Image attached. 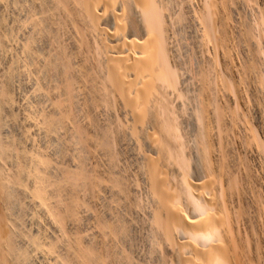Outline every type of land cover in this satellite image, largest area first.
Returning <instances> with one entry per match:
<instances>
[{
  "label": "rangeland",
  "instance_id": "374dc122",
  "mask_svg": "<svg viewBox=\"0 0 264 264\" xmlns=\"http://www.w3.org/2000/svg\"><path fill=\"white\" fill-rule=\"evenodd\" d=\"M77 1L78 0H0V37H3L5 40L4 48L6 47L4 51L0 50V79L2 80V76L6 74L5 76L7 77L8 74L12 72L10 79H12L11 89H13L12 93L15 104H13V106H15L14 108L12 106L10 109L8 108L5 110L6 113H3V119L6 121H4L5 128L3 130V135L4 140L7 142H14V145L17 146L16 152L15 150L12 152L13 154L15 153L14 155H16V157H13L14 155L11 153L12 155L10 154V156L13 158H10L9 156L10 159H7L8 162L2 160L5 163L2 161L1 163L4 166V169L6 168L8 171L16 169L17 164H15V162L18 160L17 153L22 152L23 158L20 160L25 164L24 166L27 172L30 173L28 174L29 178L26 176L27 180L25 179V183L27 184H25V186H27L26 188H28V192L21 191V193L17 190L16 203L19 204V206L16 204V208L11 209V207H9L6 201L7 198L4 195L5 193L0 190V218L2 217L3 222H5V224H2L1 222V225L7 226L9 224L7 222L8 219H6L7 217L9 219L14 218L10 219V223L15 221V226H12V223L11 225L9 224V228H17L16 232L18 234H15L16 228L13 230L15 234V244H18H16L18 249L22 248V252L23 250L25 252L27 249L29 252L28 256H30L29 261V259H26V253H28L26 251V262L23 263L25 260L22 261L21 259L22 264H164L165 259L168 258H164L163 254L165 255V253L162 254L161 252L164 247H167L166 249H168L169 245L158 232V236H161L159 239L161 240L162 238V242L157 240L158 237H156L157 234L155 232L157 228L155 223L153 219L148 220L152 218V201L149 187L146 186L148 184L144 181L145 177L143 175L144 163L142 160L146 148H144L145 146L143 145L140 146L141 148L136 145L135 139H133L135 136L132 137V131H129L132 129V120L129 111H127L124 106L123 96H119L122 94L116 91L117 89L115 87L112 86L111 88V83H109L108 80L107 71H109V67L113 62L112 58H110L111 62H108L109 56H113L114 62H117V58L122 55L120 53L122 48L112 41L110 31L114 27V21L116 19L120 21L121 14L130 0H120V3L116 8L119 12L114 14L111 12L110 14L113 23L112 21V24L104 22V25L101 24V29L96 27L99 30L96 28V30L92 29L95 26H90L91 23L89 18L83 13V7L81 8L78 3L79 1ZM217 2L218 5H216ZM253 2L255 1L162 0L161 8L162 11H164L163 15L165 16V23H168V25L167 23L165 24V36L166 42H168L166 44L170 51V64L178 73V84H176L174 89L171 88L172 90H168V93L172 105L174 106L173 108L176 117H178L180 124L179 129H183L180 131L183 133L182 135H185L182 136V138L185 137V139L183 138L182 140L184 143L187 142L185 144L186 151H188L187 153L188 155H191V157L197 156L196 150H198L197 148L200 143L198 141L202 138H199L198 136L201 135L200 132L202 133V129L205 130V128H207L206 126L209 124L207 128L209 131L206 130L205 133L207 135L210 132V137L213 136L211 140L207 139L210 141V144L213 142L210 151L212 163L216 161V163H213L212 165L213 171L215 169L220 170V172L219 170H215L216 172L214 171V176L219 179L218 185L225 183L219 186V190L217 189L218 185L216 188L217 190L215 189L217 195L216 204L219 205L220 203H223L222 201H225L229 206H227L229 209H227V211H229L228 214L226 208H224L226 207V205H224L226 204L225 202L222 204L224 205L223 207H219L224 218L223 220H225L227 224L229 223L228 225L226 224L227 229L228 227H231V229L227 230V234L230 238L232 237L231 239H233L234 234L236 237L238 234L239 236L241 235L240 237L238 236L240 240H238V237L236 240L241 243L240 246V243L238 242V245L240 246L238 252L241 248H243L242 251L244 252V255H242L241 252L239 253L240 257L243 259L247 258L244 263L253 264L251 261L259 259L256 261L254 260V264H264V257H262L264 253L262 252V255L260 254L261 251H264V155L262 154L264 151H261L264 147V123L262 124V121H259L261 120V114H264V41L261 35L262 30L260 29L262 26H260V23L258 24L260 19L257 22V19L259 18L257 17L259 14L257 11L260 6L263 8L264 0H258L256 4ZM258 2L261 5H259ZM212 5L213 7H211ZM216 6L217 8H215ZM213 8L214 13L210 15H215V17L213 16L215 20H213V17L212 19H209L211 17L208 13L206 14V12L210 13ZM116 10L113 12H116ZM219 12L221 14H219ZM233 13L235 15H233ZM223 18L224 20H222ZM205 19H207V21H205ZM117 20L116 22L118 23ZM202 22L205 23L203 24ZM243 25L245 26L243 27ZM205 27H208L211 30ZM108 28L111 29L107 30ZM216 28H219V31H217ZM125 30L126 32H123V37H127L128 41H131V43L127 42V38L125 39L126 43L132 46L137 40L132 38L134 36L130 27ZM219 33L221 34L219 35ZM127 34H129V36H126ZM167 39L169 40L167 41ZM258 39H260V41ZM142 42L143 41H141V43ZM144 43L146 45L148 41ZM114 44H116V46ZM96 52H98V55ZM148 58L152 59V57ZM53 70L55 72H53ZM8 71H10V73H8ZM125 77L129 78L128 75ZM5 79L6 78H3V80ZM104 81H107L105 82L107 85L104 84ZM107 86L108 88H106ZM149 89L152 91V88ZM140 98L141 100H144L146 97L143 98V96H138L131 98L132 101L135 99L133 104L137 108L141 107L138 108L140 112H145V115L141 113L143 114L144 119L146 118L145 116H147L146 119L150 120L151 118V122L154 121L153 119L156 117L152 114L153 110L151 109V112L147 111L152 106H146L149 103H146L148 101L145 99L146 102L142 100L146 103V105L144 104L145 107H143L142 101H137V99ZM135 101L137 103L140 102L138 104L139 106L137 103L135 104ZM62 103L63 105H61ZM115 104L117 106L116 108ZM199 104L201 106H206L204 108L202 106V108L207 112L205 113V116L208 117L207 119L205 117L206 120H203L204 122L198 123L199 125L203 124V126L200 127L196 125L199 127L197 128L194 126L195 123L193 122H195V119L197 120L196 117L200 111L199 107H201ZM197 109H199V111ZM126 111L128 113H125ZM48 116L55 121L56 125L54 124L52 128L47 124L49 119ZM128 121H131V123ZM130 137L132 138L130 139ZM207 137L210 138L208 135L206 138ZM221 145L223 146L221 147ZM142 148L144 149L142 150ZM212 150L214 152H212ZM212 153L214 154L212 155ZM26 155L27 157H25ZM47 160L50 161L48 162ZM192 163V186H194L193 189L198 198L203 194L201 193V188L204 185V181L202 180L203 175L196 158L192 159ZM9 166L11 167L8 168ZM194 168L196 170H194ZM178 171L179 169L177 170V167L175 171L174 168H171L169 174L170 176H174V174L176 175V186H178V184L180 186L182 178ZM81 176L83 177L81 178ZM201 180L203 182H201ZM137 182H139V184ZM30 183L31 185H29ZM121 183H124L123 186H120L122 185ZM35 185H38L39 187L41 185L43 187L41 188L44 189L43 191L45 192L47 199L45 201L46 205L44 204L43 206L45 209L47 208L46 210L42 205L41 208L40 204L36 203L35 200H33V197L30 196L29 188L32 186L31 189H33ZM199 187L201 188L199 189ZM181 189L179 190L180 192H182ZM202 190L204 189L202 188ZM221 190L224 193H222ZM129 193H131V195ZM221 193L226 197L224 198L221 196ZM182 195L183 193H181L182 198L180 200L184 199L182 201L184 204L183 207L187 210L186 202H184L185 198H183L184 195ZM218 195H220V197ZM219 199H221V202ZM73 200L74 202H71ZM221 204L219 206H221ZM69 206H73V215L75 216L76 214V216L74 217L72 215L74 218H71L72 216L68 217L66 219V222L68 221V223L62 228L57 225V220H55L53 215L55 214L56 209H58L57 211H60L63 207L64 210L61 209V212H63L66 211ZM200 207L202 208V206ZM215 207H217V205ZM51 213L52 215H50ZM228 215L231 216L232 220L230 221L232 223H230L229 218L228 221L226 220V216ZM77 216L78 218H76ZM3 217L6 218L3 219ZM69 218H71V222L68 220ZM50 220L51 222L54 220L55 226L59 227L55 228V226L52 225L54 223H50ZM104 221L107 222V224ZM152 224L153 226H151ZM66 226L67 228L65 230ZM57 229H59V231ZM235 229L237 230L235 231ZM233 231L236 233H233ZM231 233H233L232 236H230ZM241 233H245L244 236ZM247 233L251 234L248 236ZM34 237L39 240H35ZM249 237L253 241L251 240L249 242ZM246 238L249 240L247 241ZM40 239L41 243H39ZM46 240L47 242H45ZM241 241H243L244 246ZM77 242L78 244H76ZM163 243H165L164 245L166 246H162L161 244ZM250 243L253 248L249 249L248 245ZM84 244H86V246H84ZM159 244L161 246H159ZM77 246H84L83 249H86L81 250L82 248L80 247V249H78L79 247ZM74 248L77 249L75 251H80L75 252V254L73 253ZM166 249H164L165 251L163 252H166ZM186 249L189 251L188 247ZM254 250L259 256H256V253L252 252ZM0 254L2 255V251H0ZM88 254L92 255L90 256L91 258ZM251 254L255 257L252 258ZM74 255L76 256L74 257ZM83 255L84 257H82ZM87 255L88 259L90 258L91 260L86 258ZM93 255H96L95 259ZM17 258H14L13 260L16 262ZM3 260L4 262L6 260V264L11 262L8 258H4ZM257 261H259V263Z\"/></svg>",
  "mask_w": 264,
  "mask_h": 264
},
{
  "label": "bare ground",
  "instance_id": "6f19581e",
  "mask_svg": "<svg viewBox=\"0 0 264 264\" xmlns=\"http://www.w3.org/2000/svg\"><path fill=\"white\" fill-rule=\"evenodd\" d=\"M69 1V0H68ZM79 1V2H78ZM77 2L80 4L81 8L83 9V13H85V15L89 18V21L91 23V27H94L92 29H95L96 27H99V29H101V24L104 25L103 23L106 22L107 24L113 23V20H111L110 14L111 12L117 13L119 12L118 10H116L117 6L120 3V0H78ZM122 1V0H121ZM222 1V0H221ZM234 1V0H232ZM255 2L253 3H257L258 0H253ZM52 2V1H51ZM64 2V1H63ZM71 2V1H70ZM69 2V3H70ZM126 2V1H125ZM124 2V3H125ZM161 2L162 0H130L129 3L126 5L124 11L121 14L120 17V21H118V23L116 22V20L114 21V27L112 28V30L110 31V37L112 39V41L114 43H116L120 48H122L121 50V57H118V61L114 62L113 56L108 58V62L110 61V58H112L113 62L109 67V71L108 72V80L111 88L112 86L115 87L116 90L118 92H120L119 96H123V100H124V106L126 107V110L129 111V115H131V120H132V126H131V136H135V138L133 137V139H135L136 145H138L139 148H141L140 146H145L144 148H146L145 153H144V158H143V163H144V181H146V183L149 187V191H150V197H151V203H152V211H151V217L148 220L153 219L155 226H156V237H158L157 240L161 241L162 238H164L165 242L168 243L169 247L168 249H166L167 247H164L162 250L165 251L164 249H166V252H161L162 254L165 253V255L163 254V257H167L168 259H165L164 264H246L244 263L245 259H243L242 257H240V252L242 255H244V252L242 251L243 248H241L238 252V248H240L241 243L239 241H237V237L233 236V239H231L228 234H227V230L231 229V227H228L227 229V224L225 220H223V216H222V212H220L219 207H223L224 205H226V212L228 214L229 211H227L228 209V204L225 201H222L223 203L225 202L226 204L219 206L217 203V195L215 192V189L217 188L218 185V180L216 178V176H214V171L215 170H219V169H215L213 171V162L212 163V157L210 156V151H211V145L213 144V142L210 144V141L207 139L213 138L210 137V132L207 134L210 138H206V130L209 131L208 125L206 126L207 128H205V130L202 129V133L200 132V134L198 137H202L198 142L199 146H198V150H196L197 152V156L193 157L194 159L196 158L197 163L201 169V173L203 175L202 177V181L204 183V185L202 186V188L204 190H202L201 187H199V189L201 188V194L198 198L195 194V190L193 189L194 186H192V182L193 179L191 178V168H193L192 166V157L191 155H188V151H186V143L183 142V138L185 139V137L182 138L183 133H181L180 130L183 129H179L180 124L178 121V117H176V113L174 111V106L172 105V101L169 97V93L168 90H172L176 87V84H178V73L176 72L175 69H173V67L171 66L170 62H171V58L169 57V53L170 51L168 50L167 44L168 42H166V33H165V27H166V23L164 20V11H162L161 8ZM166 2V1H165ZM172 2V1H171ZM191 2V1H190ZM207 2V1H206ZM247 2V1H246ZM260 2V1H259ZM258 2V4H259ZM58 3V2H57ZM123 3V4H124ZM214 3V2H213ZM223 3V2H222ZM63 4V3H62ZM73 4V3H72ZM220 4V2H219ZM235 4V3H234ZM75 5V4H74ZM209 5V4H208ZM218 5V2L217 4ZM242 5V4H241ZM254 5V4H253ZM261 5V4H259ZM263 5V4H262ZM123 6V5H122ZM164 6V5H163ZM162 6V7H163ZM195 6V5H194ZM210 6V5H209ZM234 6V5H233ZM236 6V5H235ZM255 6V5H254ZM79 7V5H78ZM120 7V6H119ZM213 7V5L211 6ZM222 7V6H221ZM237 7V6H236ZM1 8V7H0ZM63 8V7H62ZM65 8V7H64ZM71 8V7H70ZM76 8V7H75ZM169 8V7H168ZM172 8V7H171ZM210 8V7H209ZM217 8V6L215 7ZM253 8V7H252ZM251 8V9H252ZM55 9V8H54ZM68 9V7H67ZM211 9V8H210ZM219 9V8H218ZM217 9V10H218ZM116 12H113L115 11ZM202 10V9H201ZM208 10V9H207ZM222 10V9H221ZM255 10V8H254ZM257 10V9H256ZM53 11V10H52ZM122 11V9H121ZM169 11V10H168ZM171 11V10H170ZM210 11V10H209ZM253 11V10H252ZM30 12V11H29ZM221 12V11H220ZM219 12V14H221ZM258 14L257 17H259L257 19L258 24L260 23V26H262L260 29L262 30V39L264 41V6L263 8L260 6V8L258 9ZM48 13V12H47ZM71 13V12H70ZM74 13V12H73ZM208 13V15L211 17L209 19H212L213 16H211L210 14L214 13V8L212 11L206 12V14ZM242 13V12H241ZM240 13V14H241ZM255 13V11H254ZM68 14V13H67ZM82 14V13H80ZM120 14V13H119ZM205 15V14H204ZM218 15V14H217ZM223 15V13H222ZM221 15V16H222ZM226 15V14H225ZM233 15H235L233 13ZM55 16V15H54ZM57 16V15H56ZM77 16V15H76ZM119 16V15H118ZM117 16V17H118ZM203 16V15H202ZM254 16V15H253ZM1 17V16H0ZM37 17V16H36ZM73 17V16H72ZM78 17V16H77ZM213 17V18H214ZM223 17V16H222ZM231 17V16H230ZM31 18V17H30ZM86 18V17H85ZM87 18V19H88ZM207 18V16H206ZM226 18V17H225ZM27 19V18H26ZM119 19V18H118ZM227 19V18H226ZM36 20V19H35ZM171 20V19H170ZM198 20V19H197ZM203 20V19H202ZM215 20V18L213 19ZM224 20V18L222 19ZM88 21V20H87ZM88 21V22H89ZM167 21V20H166ZM205 21H207V19H205ZM28 22V21H27ZM26 22V23H27ZM36 22V21H35ZM75 22V21H74ZM85 22V21H84ZM197 22V21H196ZM199 22V21H198ZM211 22V21H209ZM218 22V19H217ZM223 22V21H222ZM226 22V21H225ZM249 22V21H248ZM55 23V22H54ZM87 23V22H86ZM111 23V24H112ZM200 23V22H199ZM203 23V22H202ZM201 23V24H202ZM205 23V22H204ZM203 23V24H204ZM215 23V22H214ZM231 23V22H230ZM69 24V23H68ZM192 24V23H191ZM211 24V23H210ZM234 24V23H233ZM168 25V23H167ZM171 25V24H170ZM216 25V23H215ZM247 25V24H246ZM7 26V25H6ZM79 26V25H78ZM85 26V25H84ZM88 26V25H86ZM207 26V25H205ZM209 26V25H208ZM245 25H243L244 27ZM256 26V25H255ZM259 26V27H260ZM44 27V26H43ZM47 27V26H46ZM53 27V26H52ZM81 27V26H80ZM125 27V28H124ZM129 27L132 30V34L134 37H132L133 39H136V43H134L132 46H130V44L126 43V38L127 37H123V32H126V28L129 29ZM169 27V26H168ZM197 27V26H196ZM258 27V28H259ZM7 28V27H6ZM103 28V27H102ZM207 29H210L208 27H205ZM204 28V29H205ZM233 28V27H232ZM235 28V27H234ZM25 29V28H24ZM81 29V28H80ZM89 29V28H88ZM92 29L90 28V30L92 31ZM97 29V28H96ZM95 29V30H96ZM97 29V30H99ZM111 29V28H110ZM109 28L107 30H110ZM123 29V30H122ZM213 29V28H212ZM217 31H219V28H216ZM214 29V30H216ZM50 30V29H49ZM87 30V29H86ZM105 30V29H104ZM199 30V29H198ZM211 30V29H210ZM5 31V30H4ZM8 31V30H7ZM59 31V30H58ZM89 31V32H91ZM206 31V30H205ZM216 31V32H217ZM221 31V30H220ZM242 31V30H241ZM85 32V31H84ZM128 32V31H127ZM214 32V31H213ZM222 32V31H221ZM229 32V31H228ZM50 33V32H49ZM83 33V32H82ZM211 33V32H210ZM218 33V32H217ZM261 33V32H260ZM131 34V33H130ZM212 34V33H211ZM221 33H219L220 35ZM223 34V33H222ZM1 35V34H0ZM13 35V34H12ZM69 35V34H68ZM71 35V34H70ZM76 35V34H75ZM83 35V34H82ZM100 35V34H99ZM203 35V34H202ZM225 35V34H224ZM5 36V35H4ZM53 36V35H51ZM56 36V35H55ZM126 36H129V34H127ZM168 36V35H167ZM247 36V35H246ZM13 37V36H12ZM95 37V36H94ZM130 37V38H131ZM224 37V36H222ZM248 37V36H247ZM81 38V37H80ZM97 38V37H96ZM101 38V37H100ZM99 38V39H100ZM213 38V36H212ZM219 38V37H218ZM31 39V37H30ZM106 39V36H105ZM242 39V38H241ZM244 39V38H243ZM248 39V38H247ZM257 39V38H256ZM92 40V39H91ZM101 40V39H100ZM132 40V39H131ZM169 39H167L168 41ZM224 40V39H223ZM239 40V39H238ZM260 41V39H258ZM34 41V40H33ZM56 41V40H55ZM99 41V40H98ZM107 41L109 42V40L107 39ZM125 41V43H124ZM141 41H143L141 43ZM148 41V43H145ZM204 41V40H203ZM208 41V39H207ZM216 41V40H215ZM9 42V41H8ZM27 42V41H26ZM75 42V41H73ZM105 42V41H104ZM111 42V41H110ZM127 42L128 38H127ZM247 42V41H246ZM256 42V41H255ZM31 43V42H30ZM40 43V42H39ZM53 43V42H52ZM97 43V42H95ZM101 43V42H99ZM107 43V42H106ZM208 43V42H207ZM237 43V42H236ZM240 43V42H239ZM36 44V43H35ZM71 44V43H70ZM82 44V43H81ZM108 44V43H107ZM116 44H114L116 46ZM148 44V45H147ZM175 44V43H174ZM253 44V43H252ZM263 44V42H262ZM86 45V44H85ZM104 45V44H103ZM219 45V44H218ZM247 45V44H246ZM245 45V46H246ZM256 45V44H254ZM5 46V40L3 39V37H0V50H3L6 48H4ZM19 46V45H18ZM114 46V47H115ZM214 46V45H213ZM261 46V45H260ZM29 47V45H28ZM93 47V46H92ZM118 47V48H119ZM206 47V46H205ZM242 47V45H241ZM257 47V46H256ZM259 47V46H258ZM45 48V47H44ZM50 48V47H49ZM103 48V47H102ZM170 48V47H169ZM173 48V47H172ZM219 48V47H218ZM56 49V48H55ZM94 49V48H93ZM99 49V48H98ZM244 49V48H243ZM251 49V48H250ZM254 49V48H253ZM8 50V49H7ZM35 50V49H34ZM90 50V49H89ZM102 50V49H101ZM208 50V49H207ZM248 50V49H247ZM257 50V49H256ZM264 50V49H263ZM1 51V52H3ZM33 51V50H32ZM58 51V50H57ZM85 51V50H84ZM95 51V50H94ZM98 51V50H96ZM108 51V50H106ZM120 51V50H119ZM230 51V50H229ZM255 51V50H254ZM45 52V51H44ZM111 52V51H110ZM109 52V53H110ZM52 53V52H50ZM58 53V52H57ZM89 53V52H88ZM98 52H96L97 54ZM101 53V52H100ZM108 53V54H109ZM233 53V52H232ZM249 53V52H248ZM261 53V52H260ZM6 54V52H5ZM94 54V53H93ZM215 54V53H214ZM218 54V53H217ZM242 54V52H241ZM98 55V54H97ZM96 55V56H97ZM106 55V54H105ZM120 55V54H119ZM175 55V54H174ZM212 55V54H211ZM250 55V54H249ZM261 55V54H260ZM52 56V55H51ZM68 56V55H67ZM172 56V55H171ZM226 56V55H224ZM4 57V56H3ZM91 57V56H90ZM95 57V56H94ZM148 57H152V59L148 58ZM239 57V56H238ZM257 57V56H256ZM263 57V56H262ZM52 58V57H51ZM66 58V57H65ZM82 58V57H81ZM100 58V57H99ZM170 58V59H169ZM233 58V57H231ZM241 58V57H240ZM264 58V57H263ZM218 59V58H217ZM237 59V58H236ZM73 60V59H72ZM227 60V59H226ZM225 60V61H226ZM13 61V60H12ZM102 61V60H101ZM229 61V60H228ZM261 61V60H260ZM31 62V61H30ZM49 62V61H48ZM17 63V62H16ZM100 63V62H99ZM103 63V62H102ZM6 64V63H5ZM54 64V63H53ZM212 64V63H211ZM215 64V63H214ZM1 65V64H0ZM108 65V64H107ZM249 65V64H248ZM255 65V64H254ZM15 66V65H14ZM55 66V65H54ZM233 66V65H232ZM236 66V65H235ZM253 66V65H252ZM35 67V66H34ZM67 67V66H66ZM108 67V66H107ZM52 68V67H51ZM218 68V67H217ZM234 68V67H233ZM250 68H251V64H250ZM25 69V68H24ZM67 69V68H66ZM75 69V68H74ZM239 69V68H238ZM212 70V69H211ZM261 70V69H260ZM57 71V70H56ZM202 71V70H201ZM247 71V70H246ZM1 72V71H0ZM17 72V71H16ZM50 72V71H49ZM53 72H55L53 70ZM94 72V71H93ZM240 72V71H239ZM242 72V71H241ZM251 72V71H250ZM255 72V71H254ZM8 73H10V71H8ZM70 73V72H69ZM68 73V74H69ZM75 73V72H73ZM252 73V72H251ZM4 74V73H2ZM11 74H8V76L6 77L5 75L2 76L3 78H6L5 80L0 79V190H2L1 192L5 193L4 195L6 196V201L9 205V207L12 208H16L17 206H19V204L16 203L17 201V190H19L20 192H28V188H26L27 186H25V179L26 176L28 177L30 173L27 172V170L25 169V164H23L22 159L23 158V154L22 152H18L17 153V163L15 162V164H17L16 169H11V171H8L6 168L4 169L3 164L1 163L2 160H6L8 162V160L12 157L10 156V154L15 150L16 152V147L14 144V142H7L6 140H4V119H3V113H6L5 110H7L8 108L10 109V107L13 106L14 104V97H13V93L11 89ZM67 74V75H68ZM88 74V73H87ZM216 74V73H215ZM25 75V74H24ZM105 75V74H104ZM129 76V78H126L125 76ZM203 75V74H202ZM243 75V74H242ZM1 76V75H0ZM14 76V75H13ZM89 76V75H87ZM193 76V75H191ZM210 76V75H209ZM232 76V74H231ZM257 76V75H256ZM263 76V75H262ZM260 76V77H262ZM186 77V76H185ZM213 77V76H212ZM218 77V76H217ZM246 77V76H245ZM255 77V76H254ZM202 78V77H201ZM210 78V77H209ZM220 78V77H219ZM222 78V77H221ZM248 78V77H247ZM43 79V78H42ZM98 79V78H97ZM100 79V78H99ZM183 79V78H182ZM262 80V79H261ZM63 81V80H62ZM103 81V80H102ZM128 81V82H127ZM217 81V80H216ZM263 81V80H262ZM57 82V81H56ZM104 81V84H106ZM219 82V81H218ZM226 82V81H225ZM13 83V82H12ZM41 83V82H40ZM69 83V82H67ZM201 83V82H199ZM233 83V82H232ZM75 84V83H74ZM217 84V83H216ZM224 84V83H223ZM222 84V85H223ZM229 84V83H228ZM246 84V82H245ZM99 85V84H97ZM102 85V84H101ZM107 85V84H106ZM152 85V86H151ZM180 85V84H179ZM238 86V85H237ZM248 86V85H247ZM262 86V85H261ZM70 87V86H69ZM230 87V86H229ZM228 87V89H229ZM236 87V86H235ZM242 87V86H241ZM240 87V88H241ZM249 87V86H248ZM58 88V87H57ZM108 88V86L106 87ZM152 88V91L151 89ZM172 88V89H171ZM221 88V87H220ZM234 88V87H233ZM245 88V87H244ZM258 88V87H257ZM49 89V88H48ZM110 89V88H109ZM180 89V88H179ZM206 89V88H205ZM224 89V88H223ZM237 89V88H236ZM47 90V88H46ZM57 90V89H56ZM183 90V89H182ZM204 90V89H203ZM213 90V89H212ZM49 91V90H48ZM52 91V90H51ZM101 91V90H100ZM178 91V90H177ZM221 91V90H220ZM229 91V90H228ZM250 91V90H249ZM179 92V91H178ZM213 92V91H212ZM211 92V93H212ZM16 93V92H15ZM50 93V92H49ZM190 93V92H189ZM203 93V92H202ZM247 93V92H246ZM260 93V92H259ZM51 94V93H50ZM176 94V93H175ZM207 94V93H206ZM261 94V93H260ZM132 95V96H131ZM44 96V95H43ZM101 96V95H100ZM138 96H143V98L145 99L143 101H145L146 103H149L148 105H146V103H144L141 98L137 99L141 100L143 103V107L144 104L146 106H152L150 109H148V112H151V109L153 110V113L155 115L156 118H152L154 121L153 124L151 122V118L146 119L147 116H145L146 118H143V114L145 115V112H140V110L138 108L141 107H136L133 104V100L131 98H135ZM181 96V95H180ZM185 96V95H184ZM177 97V96H176ZM248 97V96H247ZM250 97V96H249ZM50 98V97H49ZM55 98V97H54ZM121 98V99H122ZM226 98V97H225ZM112 100V99H111ZM233 100V99H232ZM18 101V100H17ZM62 101V100H61ZM49 103V102H48ZM72 103V102H71ZM137 102L135 101V104ZM140 102L137 103V105ZM141 103V105H142ZM17 104V103H16ZM58 104V102H57ZM65 104V102H64ZM114 104V103H113ZM175 104V103H174ZM238 104V103H237ZM15 105V104H14ZM49 105V104H48ZM63 105V103L61 104ZM200 105V104H199ZM53 106V105H52ZM55 106V104H54ZM53 106V107H54ZM66 106V105H65ZM113 106V105H112ZM139 106V105H138ZM176 106V105H175ZM201 106V105H200ZM203 106V105H202ZM199 107V109H197L196 111L198 112L197 115V120L195 119V127L199 128L198 126L202 127L203 124H198L201 122H204L203 120H206L207 117L205 116V110L203 109L206 106H203V108ZM15 106H13L14 108ZM57 107V106H56ZM60 107V106H59ZM73 107V106H72ZM116 104H115V108H116ZM212 107V106H211ZM230 107V106H229ZM113 108V107H112ZM213 108V107H212ZM221 108V107H220ZM235 108V107H233ZM232 108V109H233ZM12 109V108H11ZM46 109V108H45ZM63 109V108H62ZM61 109V110H62ZM66 109V108H65ZM263 109V108H262ZM116 110V109H115ZM121 110V109H120ZM5 111V112H4ZM47 111V110H45ZM125 113H128V112ZM145 111V110H144ZM146 111V112H147ZM180 111V110H179ZM208 111V110H206ZM222 111V110H221ZM251 111V110H250ZM262 111V110H261ZM124 112V111H123ZM147 112V113H148ZM196 112V114H197ZM78 113V112H77ZM143 113V114H141ZM209 113V112H208ZM9 114V113H8ZM119 114V113H118ZM151 114V115H152ZM183 114V113H182ZM233 114V112H232ZM242 114V113H241ZM245 114V113H244ZM149 115V114H148ZM150 115V116H151ZM208 115V114H207ZM220 115V114H219ZM53 116V115H52ZM127 116V115H126ZM149 116V117H150ZM255 116V115H254ZM37 117V116H36ZM45 117V116H44ZM69 117V116H68ZM118 117V116H117ZM152 117V116H151ZM180 117V116H179ZM206 117V119H205ZM220 117V116H219ZM49 118V116H48ZM129 118V117H128ZM216 118V117H215ZM243 118V117H242ZM248 118V117H247ZM33 119V118H32ZM55 119V118H54ZM71 119V118H70ZM190 119V118H189ZM245 119V118H244ZM38 120V119H37ZM36 120V121H37ZM68 120V119H65ZM183 120V119H182ZM187 120V119H186ZM123 121V120H122ZM234 121V120H233ZM237 121V120H236ZM262 124L264 123V114H261V120ZM6 122V121H5ZM64 122V121H63ZM66 122V121H65ZM131 123V121H128ZM68 123V122H67ZM207 123V122H206ZM204 123V124H206ZM8 124V123H7ZM26 124V123H25ZM49 127L52 128L55 124V121L52 118L48 119V123ZM69 124V123H68ZM67 124V125H68ZM116 124V123H115ZM18 125V124H17ZM45 125V124H44ZM56 125V124H55ZM76 125V124H75ZM128 125V126H129ZM182 125V124H181ZM198 125V126H196ZM236 125V124H235ZM264 125V124H263ZM41 126V125H40ZM80 126V125H79ZM237 126V125H236ZM253 126V125H252ZM43 127V126H42ZM235 127V126H234ZM247 127V126H246ZM264 127V126H263ZM7 128V127H6ZM17 128V127H16ZM37 128V127H36ZM83 128V127H82ZM117 128V127H116ZM119 128V127H118ZM127 128V127H126ZM195 128V129H197ZM218 128V127H217ZM239 128V126H238ZM48 129V128H47ZM76 129V128H74ZM124 129V128H123ZM201 129V128H200ZM58 130V129H57ZM56 130V131H57ZM60 130V129H59ZM72 130V129H71ZM199 130V129H198ZM43 131V130H42ZM62 131V130H61ZM123 131V130H121ZM128 131V130H127ZM207 131V132H208ZM212 131V130H211ZM255 131V130H254ZM263 131V130H262ZM68 132V131H66ZM88 132V131H87ZM120 132V131H119ZM198 132V131H197ZM222 132V130H221ZM241 132V131H240ZM247 133V132H246ZM255 133V132H254ZM62 134V133H60ZM69 134V133H68ZM89 134V133H88ZM214 134V133H213ZM237 134V133H236ZM57 135V134H56ZM90 135V134H89ZM245 135V134H244ZM220 136V135H219ZM252 136V135H251ZM63 137V136H62ZM78 137V136H77ZM82 137V135H81ZM130 137V139L132 138ZM258 137V136H257ZM256 137V138H257ZM6 139V138H5ZM53 139V138H52ZM85 139V137H84ZM83 139V140H84ZM91 139V138H90ZM21 140V139H20ZM82 140V141H83ZM258 140V139H257ZM262 140V138H261ZM12 141V140H10ZM108 141V140H107ZM196 141V140H195ZM213 141V139H212ZM233 141V140H232ZM242 141V140H241ZM264 141V140H263ZM90 142V141H89ZM104 142V141H103ZM197 142V141H196ZM197 142V143H198ZM231 142V141H230ZM251 142V141H250ZM19 143V142H18ZM264 143V142H263ZM132 144V143H131ZM232 144V143H231ZM262 144V142H261ZM215 145V144H214ZM259 145V144H258ZM264 145V144H263ZM223 145H221L222 147ZM142 148V150L144 149ZM196 148V147H195ZM214 148V147H212ZM260 148V147H259ZM262 148V146H261ZM264 148V147H263ZM262 148V152L264 151ZM138 149V148H137ZM219 149V147H218ZM140 150V149H139ZM214 150V149H213ZM212 150V152H214ZM252 150V149H251ZM21 151V150H20ZM143 151V152H144ZM258 151V150H257ZM260 151V150H259ZM134 152V151H133ZM13 154V153H12ZM11 154V155H12ZM15 154V153H14ZM13 154V155H14ZM191 154V152H190ZM214 153H212L213 155ZM257 154V153H256ZM264 155V152L262 153ZM42 155V154H41ZM194 155V154H192ZM10 156V158H9ZM40 156V155H39ZM222 156V155H221ZM13 157H16V155H14ZM12 157V158H13ZM27 157V155L25 156ZM24 157V158H25ZM46 157V156H45ZM216 157V156H215ZM260 157V156H259ZM262 157V156H261ZM9 158V159H8ZM140 158V157H139ZM214 158V157H213ZM219 158V157H218ZM8 159V160H7ZM49 159V158H48ZM16 160V159H15ZM28 160V159H27ZM218 160V159H217ZM2 161V162H4ZM14 161V160H13ZM48 161V160H47ZM50 161V160H49ZM48 161V162H49ZM35 162V161H34ZM53 162V161H52ZM5 163V162H4ZM14 163V162H13ZM37 163V162H36ZM43 163V162H42ZM51 163V162H50ZM140 163V162H138ZM220 163V162H219ZM228 163V162H227ZM9 164V163H8ZM196 164V163H195ZM218 164V163H217ZM216 164V165H217ZM5 165V164H4ZM43 165V164H42ZM219 165V164H218ZM243 165V164H242ZM13 166V165H12ZM30 166V165H29ZM223 166V165H222ZM11 166H9L8 168H10ZM43 167V166H42ZM86 167V166H85ZM141 167V166H140ZM177 167V170L179 169L178 172H180L181 175V183L180 186L178 184V186H176L177 181L175 182V174L174 176H170V169L174 168V171ZM28 168V167H27ZM217 168V167H216ZM220 168V167H219ZM245 168V167H244ZM263 168V167H262ZM61 169V168H60ZM141 169V168H140ZM199 169V170H200ZM6 170V171H5ZM194 170H196L194 168ZM8 171V172H7ZM61 171V170H60ZM63 171V170H62ZM75 171V170H74ZM42 172V171H41ZM172 172V171H171ZM216 172V171H215ZM220 172V170H219ZM223 172V171H222ZM227 172V171H226ZM193 173V172H192ZM37 174V173H36ZM59 174V173H58ZM90 174V173H89ZM217 174V173H216ZM42 175V174H41ZM71 175V174H69ZM98 175V174H97ZM46 176V175H45ZM51 176V175H50ZM49 176V177H50ZM72 176V175H71ZM224 176V175H223ZM230 176V175H229ZM33 177V175H32ZM68 177V176H67ZM83 176H81L82 178ZM29 178V177H28ZM62 178V177H61ZM60 178V179H61ZM72 178V177H71ZM77 178V177H76ZM89 178V177H88ZM178 178V177H177ZM227 178V177H226ZM230 178V177H229ZM233 178V177H232ZM47 179V178H46ZM45 179V180H46ZM51 179V178H50ZM53 179V178H52ZM87 179V178H86ZM93 179V178H92ZM102 179V178H101ZM143 179V178H142ZM179 179V178H178ZM225 179V178H224ZM235 179V178H234ZM27 180V179H26ZM116 180V179H115ZM236 180V179H235ZM75 181V180H74ZM253 181V180H252ZM47 182V181H46ZM51 182V181H50ZM116 182V181H115ZM123 182V181H122ZM129 182V181H128ZM127 182V183H128ZM180 182V181H178ZM229 182V181H227ZM238 182V180H237ZM28 183V182H27ZM34 183V181H33ZM81 183V182H80ZM98 183V182H96ZM139 184V182H137ZM176 183V184H175ZM197 183V182H196ZM200 183V181H199ZM221 183V180H220ZM118 184V183H117ZM122 184V183H121ZM124 184V183H123ZM120 185V186H123ZM202 184V183H201ZM225 183L219 184L218 185V190L220 189L219 186L223 185ZM27 185V184H26ZM31 185V183L29 184ZM34 185V184H32ZM96 185V184H95ZM100 185V184H99ZM135 185V184H134ZM145 185V184H144ZM182 185V187H181ZM46 186V185H45ZM49 186V185H48ZM66 186V185H65ZM139 186V185H138ZM141 186V185H140ZM262 186V185H261ZM42 186L40 185V187L38 185H35L33 189L32 186L31 188H29L30 190V196L33 197V200H35L36 203L40 204V206L45 204L46 201V195L45 192L43 191L44 189L41 188ZM61 187V186H60ZM69 187V186H68ZM67 187V188H68ZM72 187V186H71ZM80 187V186H79ZM92 187V185H91ZM106 187V186H105ZM131 187V186H130ZM129 187V188H130ZM135 187V186H134ZM182 190V192H180L179 188ZM81 188V187H80ZM117 188V187H116ZM127 188V187H126ZM125 188V189H126ZM128 188V189H129ZM232 188V187H231ZM237 188V187H236ZM55 189V188H54ZM179 189V190H178ZM198 189V191H199ZM216 189V190H217ZM235 189V188H234ZM233 189V190H234ZM121 190V189H120ZM123 190V189H122ZM77 191V190H76ZM127 191V190H126ZM197 191V192H198ZM204 191V192H203ZM222 191V190H221ZM230 191V190H229ZM263 191V190H262ZM0 192V193H1ZM21 192V193H22ZM122 192V191H121ZM120 192V193H121ZM129 192V191H128ZM181 193H183L186 202V207L187 210H185V208L183 207L184 204L182 203V200H180L181 197ZM199 193V192H198ZM222 193H224L222 191ZM222 193L220 194L221 196ZM231 193V192H230ZM126 194V193H124ZM123 194V195H124ZM131 195V193H129ZM19 195V194H18ZM21 195V194H20ZM182 195V196H183ZM220 195H218L220 197ZM225 195V194H224ZM4 196V197H5ZM25 196V195H24ZM62 196V195H61ZM138 196V195H137ZM249 196V195H248ZM3 197V199H4ZM224 197V196H223ZM226 197V196H225ZM224 197V198H225ZM144 198V197H143ZM231 198V196H230ZM239 198V196H238ZM2 199V200H3ZM222 199V198H221ZM219 199V201L221 200ZM227 199V198H226ZM31 200V199H30ZM149 200V199H148ZM223 200V199H222ZM236 200V199H235ZM234 200V201H235ZM23 201V200H22ZM53 201V200H52ZM58 201V200H57ZM76 201V200H75ZM231 201V200H230ZM233 201V203H234ZM238 201V200H237ZM20 202V201H19ZM18 202V203H19ZM70 202V201H69ZM71 202H74L71 201ZM147 202V201H146ZM221 202V201H220ZM240 202V201H239ZM80 203V202H79ZM232 203V204H233ZM6 204V203H5ZM17 204V206H16ZM49 204V203H48ZM76 204V203H75ZM143 204V203H142ZM183 204V205H182ZM202 204V205H201ZM230 204V203H229ZM21 205V203H20ZM46 205V204H45ZM62 205V204H61ZM77 205V204H76ZM145 205V204H144ZM150 205V204H149ZM217 205V207H215ZM41 206V208H42ZM48 206V205H47ZM63 206V205H62ZM65 206V204H64ZM202 206V208L200 207ZM228 206V207H227ZM72 207V208H71ZM69 206L68 209L66 211L61 212V209H63V207L60 209V211H57L58 209H56L54 212L55 214L53 215V217H55V220H57L56 223L57 225H59L60 227L64 228V226L66 225V223H68V221L66 222V219L68 217H71L73 215V206ZM236 207V206H235ZM4 208V207H3ZM44 208V206H43ZM49 208V206H48ZM238 208V207H237ZM7 209V208H6ZM10 209V208H9ZM10 209V210H11ZM27 209V208H26ZM45 209V208H44ZM47 209V208H46ZM45 209V210H46ZM50 209V208H49ZM48 209V210H49ZM150 209V206H149ZM222 209V208H221ZM64 210V209H63ZM83 210V209H81ZM223 210V209H222ZM225 210V209H224ZM229 210V209H228ZM237 210V209H236ZM44 211V210H43ZM53 211V209H52ZM10 212V211H9ZM45 212V211H44ZM50 212V211H48ZM78 212V211H77ZM76 212V213H77ZM244 212V211H243ZM12 213V212H11ZM9 213V214H11ZM14 213V212H13ZM53 213V212H52ZM52 213L50 215H52ZM239 213V212H238ZM49 214V213H48ZM224 214V213H223ZM226 214V215H227ZM12 215V214H11ZM15 215V214H14ZM17 215V214H16ZM19 215V214H18ZM47 215V214H45ZM145 215V213H144ZM231 215V214H230ZM228 215L226 216V220L229 221L232 220L231 216ZM241 215V214H240ZM257 215V214H256ZM49 216V215H48ZM74 216V215H73ZM71 218H74V217ZM147 217V216H146ZM150 217V216H149ZM225 217V216H224ZM250 217V216H249ZM6 218V217H5ZM3 217V219H5ZM51 218V217H50ZM71 218H69L68 220L71 222ZM78 218V216L76 217ZM238 218V217H237ZM240 218V217H239ZM245 218V217H244ZM0 251H2V255L0 254V264H6V260L4 262V258H8L10 259L11 264H22V261L25 260V253L27 251V249L23 250L22 252V248L18 249L17 245L15 244V234H18L17 228L15 230V228L13 229V227H11L12 229L9 228V224L12 226L14 225V222L10 223V219H14V218H6L8 219V227L6 225H1L5 224V222H3L2 217L0 218ZM236 219V218H235ZM242 219V218H241ZM52 220V219H51ZM50 223H54L52 224L53 226H55V221ZM79 220V219H78ZM6 221V220H5ZM13 221V220H12ZM17 221V220H16ZM21 221V220H20ZM225 221V222H224ZM6 222V224H7ZM22 222V221H21ZM74 222V221H73ZM105 222V221H104ZM242 222V221H241ZM27 223V222H25ZM107 224V222H105ZM230 223H232L230 221ZM233 223H234V217H233ZM239 223V222H238ZM17 224V223H15ZM24 224V223H23ZM77 224V223H76ZM102 224V223H101ZM117 224V223H116ZM121 224V223H120ZM128 224V223H127ZM227 224V225H226ZM69 225V224H68ZM232 225V224H230ZM235 225V224H233ZM6 226V227H4ZM19 226V225H18ZM59 226H55V228H58ZM153 226V224L151 225ZM240 226V225H239ZM70 227V226H69ZM113 227V226H112ZM115 227V226H114ZM238 227V226H237ZM236 227V228H237ZM246 227V226H245ZM20 228V227H19ZM67 226L65 227L66 230ZM108 228V227H107ZM132 228V227H131ZM70 229V228H69ZM104 229V228H102ZM109 229V228H108ZM117 229V228H115ZM127 229V228H126ZM155 229V228H154ZM234 229V228H233ZM15 230V234L14 231ZM19 230V229H18ZM21 230V229H20ZM59 231V229H57ZM152 230V229H151ZM237 229H235L236 231ZM246 230V229H244ZM243 230V231H244ZM252 230V229H251ZM54 231V229H53ZM57 231V232H58ZM64 231V230H63ZM79 231V230H78ZM102 231V230H101ZM106 231V230H105ZM125 231V230H124ZM70 232V231H69ZM162 236L161 240L159 239ZM240 232V231H239ZM252 232V231H251ZM255 232V231H254ZM253 232V233H254ZM33 233V232H32ZM66 233V232H65ZM107 233V232H106ZM118 233V232H117ZM120 233V232H119ZM233 233H236L233 231ZM233 233L230 234V236L233 235ZM238 233V232H237ZM252 233V234H253ZM151 234V233H150ZM243 234V233H241ZM245 234V233H244ZM243 234V236H244ZM251 234V233H250ZM250 234L247 233V235L249 236ZM24 235V234H23ZM62 235V233H61ZM64 235V234H63ZM112 235V234H111ZM116 235V234H115ZM128 235V234H127ZM237 235V234H236ZM246 235V236H247ZM17 236V235H16ZM27 236V235H25ZM70 236V235H69ZM75 236V235H74ZM83 236V235H82ZM241 236V235H240ZM239 236V237H240ZM247 236V237H248ZM252 236V235H251ZM256 236V235H255ZM260 236V235H259ZM22 237V236H21ZM31 237V236H30ZM38 237V236H37ZM77 237V236H75ZM79 237V236H78ZM155 237V238H156ZM238 237V240H240ZM253 237V236H252ZM26 238V237H25ZM24 238V239H25ZM35 240L36 237H34ZM115 238V237H114ZM235 238V239H234ZM254 238V237H253ZM257 238V237H256ZM264 238V237H263ZM82 239V238H81ZM242 239V238H241ZM247 239V238H246ZM250 239V240H249ZM249 239H247V241L249 240V242L252 240L250 237ZM22 240V239H21ZM39 240V239H38ZM37 240V241H38ZM80 240V239H79ZM244 240V239H243ZM34 241V240H33ZM73 241V240H72ZM83 241V239H82ZM155 241V240H154ZM158 241V242H159ZM253 241V240H252ZM262 241V240H261ZM264 241V239H263ZM32 242V241H31ZM44 242V241H43ZM47 242V240L45 241ZM55 242V241H54ZM57 242V241H56ZM75 242V241H73ZM80 242V241H79ZM162 242V241H161ZM238 242L240 243V246L238 245ZM242 245L244 244L243 241ZM33 243V242H32ZM39 243H41V239L39 241ZM53 243V242H52ZM72 243V242H71ZM82 243V242H80ZM157 243V242H156ZM248 243V242H245ZM252 243V242H251ZM249 244V249L253 248L252 244ZM258 243V242H257ZM260 243V242H259ZM51 244V242H50ZM67 244V242H66ZM70 244V243H69ZM78 244V242L76 243ZM165 243L161 244L162 246ZM264 244V243H263ZM41 245V244H40ZM49 245V244H48ZM56 245V244H54ZM82 245V244H80ZM89 245V244H88ZM154 245V244H153ZM159 244V246H161ZM251 245V246H250ZM257 245V244H256ZM39 246V245H38ZM36 246V247H38ZM58 246V245H56ZM69 246V245H68ZM84 246H86V244H84ZM83 246V247H84ZM158 246V247H159ZM166 246V245H164ZM244 246V245H243ZM262 246V244H261ZM32 247V246H31ZM40 247V246H39ZM43 247V246H42ZM79 247L78 249H80L81 246H77ZM76 247V248H77ZM83 247H81V250H85L83 249ZM189 248V251L186 248ZM247 247V246H246ZM264 247V246H263ZM54 248V247H53ZM91 248V247H90ZM89 248V249H90ZM160 248V247H159ZM259 248V247H258ZM30 249V247H29ZM56 249V248H55ZM60 249V248H59ZM67 249V247H66ZM93 249V248H91ZM95 249V248H94ZM186 249V250H185ZM248 249V252H249ZM264 249V248H263ZM262 249V250H263ZM42 250V249H41ZM58 250V249H57ZM69 250V249H68ZM71 250V249H70ZM73 250V249H72ZM77 249L74 248V252H79L75 251ZM247 250V249H246ZM245 250V251H246ZM45 251V250H44ZM50 251V250H49ZM48 251V252H49ZM98 251V250H97ZM257 251V250H256ZM28 252V251H27ZM32 252V251H30ZM42 252V251H41ZM47 252V253H48ZM87 252V251H86ZM243 252V253H242ZM252 252H255L252 251ZM264 253V251H261V253ZM46 253V254H47ZM56 253V252H55ZM97 253V252H96ZM256 256L257 252H255ZM259 253V252H258ZM53 254V253H52ZM66 254V253H65ZM76 254V253H75ZM95 254V253H93ZM127 254V253H126ZM159 254V252H158ZM27 258L30 261V256L29 252L26 253ZM49 255V254H48ZM57 255V254H56ZM55 255V256H56ZM89 257L92 256L90 254H88ZM88 255H87V259H88ZM97 255V254H96ZM95 255V256H96ZM167 255V256H166ZM262 255V254H261ZM32 256V255H31ZM54 256V255H53ZM76 255H74L75 257ZM78 256V255H77ZM80 256V255H79ZM94 256V255H93ZM94 256V259L96 258ZM128 256V254H127ZM130 256V255H129ZM18 257V258H17ZM84 257V255L82 256ZM162 257V255H161ZM251 257H255L253 256V254H251ZM250 257V258H251ZM262 257H264V255H262ZM17 258V261L15 262V260L13 259ZM79 258V257H78ZM91 258V257H90ZM89 258V259H90ZM100 258V257H99ZM163 258V259H164ZM76 259V258H75ZM86 259V260H87ZM88 259V260H89ZM129 259V258H128ZM261 259V258H260ZM263 259V258H262ZM20 260V261H19ZM33 260V259H32ZM58 260V259H57ZM68 260V258H67ZM81 260V259H80ZM79 260V261H80ZM91 260V259H90ZM131 260V258H130ZM253 260V259H252ZM255 260V259H254ZM251 261L254 262L255 261ZM264 260V259H263ZM261 260V261H263ZM63 261V259H62ZM78 261V262H79ZM84 261V260H83ZM98 261V260H97ZM249 261V259H248ZM21 262V263H20ZM26 262L23 261V263ZM28 262V261H27ZM94 262V261H93ZM259 263V261H257ZM256 262V263H257ZM9 263V264H10ZM29 263V262H28ZM72 263V262H71ZM91 263V262H90ZM159 263V262H158ZM264 263V261H263ZM26 264V263H25ZM33 264V263H32ZM85 264V263H84ZM94 264V263H93Z\"/></svg>",
  "mask_w": 264,
  "mask_h": 264
}]
</instances>
